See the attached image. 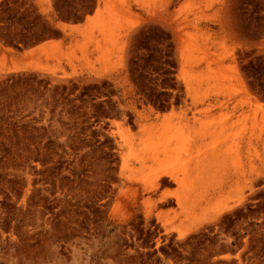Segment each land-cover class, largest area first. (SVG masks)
Instances as JSON below:
<instances>
[{
	"label": "rangeland",
	"instance_id": "rangeland-1",
	"mask_svg": "<svg viewBox=\"0 0 264 264\" xmlns=\"http://www.w3.org/2000/svg\"><path fill=\"white\" fill-rule=\"evenodd\" d=\"M0 264H264V0H0Z\"/></svg>",
	"mask_w": 264,
	"mask_h": 264
},
{
	"label": "bare ground",
	"instance_id": "bare-ground-1",
	"mask_svg": "<svg viewBox=\"0 0 264 264\" xmlns=\"http://www.w3.org/2000/svg\"><path fill=\"white\" fill-rule=\"evenodd\" d=\"M107 1V0H106ZM101 17V10H99V9H97L96 11H95V13L93 14V15H89L88 16V21H91V20H93V19H95V18H100ZM72 28H75V26H73ZM239 72V71H238ZM242 81V80H241ZM251 98V97H250ZM172 115V114H171ZM119 126V125H118ZM173 163H176V161H173ZM161 175H159L158 176V178L160 177ZM171 178L172 179H176V176L174 175V174H171ZM233 206H231V207H227L226 209H224V211H229L231 208H232ZM224 213V212H223ZM221 215V214H220ZM219 215V216H220Z\"/></svg>",
	"mask_w": 264,
	"mask_h": 264
}]
</instances>
